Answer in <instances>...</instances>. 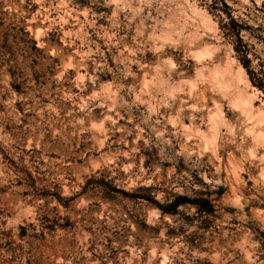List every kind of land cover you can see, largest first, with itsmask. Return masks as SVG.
<instances>
[{
	"label": "rangeland",
	"instance_id": "1",
	"mask_svg": "<svg viewBox=\"0 0 264 264\" xmlns=\"http://www.w3.org/2000/svg\"><path fill=\"white\" fill-rule=\"evenodd\" d=\"M0 264H264V0H0Z\"/></svg>",
	"mask_w": 264,
	"mask_h": 264
},
{
	"label": "trees",
	"instance_id": "2",
	"mask_svg": "<svg viewBox=\"0 0 264 264\" xmlns=\"http://www.w3.org/2000/svg\"><path fill=\"white\" fill-rule=\"evenodd\" d=\"M242 65H243V67L248 71V66H247V64L246 63H242ZM258 88L260 89V90H262L263 89V87H261V86H258Z\"/></svg>",
	"mask_w": 264,
	"mask_h": 264
}]
</instances>
